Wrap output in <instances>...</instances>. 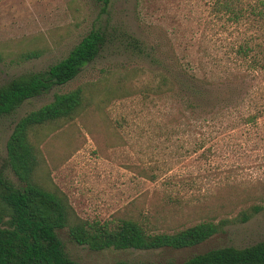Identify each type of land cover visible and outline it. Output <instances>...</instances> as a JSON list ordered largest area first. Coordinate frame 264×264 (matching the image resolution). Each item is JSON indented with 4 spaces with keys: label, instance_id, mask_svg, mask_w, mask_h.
<instances>
[{
    "label": "rangeland",
    "instance_id": "374dc122",
    "mask_svg": "<svg viewBox=\"0 0 264 264\" xmlns=\"http://www.w3.org/2000/svg\"><path fill=\"white\" fill-rule=\"evenodd\" d=\"M260 8L261 0H112L106 11L99 0H0V86L62 59L92 29L106 33L99 56L75 79L0 117V168L22 116L55 93L83 86L88 97L75 118L33 132L41 184L64 193L76 214L89 220L133 217L168 232L231 220L209 240L182 250L95 251L62 229L74 259L165 262L264 240V114L247 120L260 110L253 96L264 83L244 77V69L229 61L240 43L264 39ZM32 51L40 55L28 58ZM183 67L209 79L221 98L215 106H228L221 116L205 121L175 92L149 89L154 72L177 76ZM255 205L262 210L241 221Z\"/></svg>",
    "mask_w": 264,
    "mask_h": 264
},
{
    "label": "trees",
    "instance_id": "16d2710c",
    "mask_svg": "<svg viewBox=\"0 0 264 264\" xmlns=\"http://www.w3.org/2000/svg\"><path fill=\"white\" fill-rule=\"evenodd\" d=\"M99 1L106 11L112 0ZM258 13L264 18V0H261ZM105 42V31L94 28L62 59L43 70L21 74L2 84L0 117L12 114L28 99L75 79L99 56ZM236 52L235 57L228 58L229 61L244 69V77L260 78L264 83V39L240 43ZM39 55V51H32L26 56ZM165 70L153 73L154 80L149 89L155 94L175 92L188 111L203 117L205 121L221 116L223 109H227L228 106H215L214 100L221 98L217 90L210 86L212 84L208 78H199L184 67L177 76ZM87 97L83 86L55 93L53 100L31 110L16 122L0 168V264H84L67 251L59 235L62 229H67L73 242L95 251L182 250L198 246L224 230L231 221L229 218L205 220L173 232L153 231L133 217H120L113 221L84 219L76 214L64 193L41 184L36 178L40 152L32 139L34 130L75 118ZM253 97H259L261 106L258 112L248 116L249 122L256 121L264 114V87L260 96ZM6 170H11L18 182L13 181ZM262 208V205H255L243 211L241 221L250 220ZM111 264H264V240L244 247H213L183 260L120 259Z\"/></svg>",
    "mask_w": 264,
    "mask_h": 264
}]
</instances>
